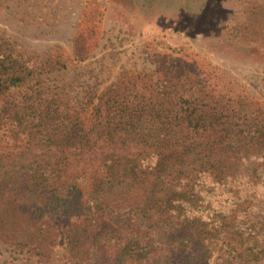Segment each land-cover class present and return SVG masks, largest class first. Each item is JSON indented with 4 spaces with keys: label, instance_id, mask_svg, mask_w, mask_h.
<instances>
[{
    "label": "trees",
    "instance_id": "16d2710c",
    "mask_svg": "<svg viewBox=\"0 0 264 264\" xmlns=\"http://www.w3.org/2000/svg\"><path fill=\"white\" fill-rule=\"evenodd\" d=\"M259 18L239 27L264 42ZM67 62L0 38V240L44 264H205L213 236L264 264V109L180 61L110 82L83 115L40 78Z\"/></svg>",
    "mask_w": 264,
    "mask_h": 264
},
{
    "label": "rangeland",
    "instance_id": "374dc122",
    "mask_svg": "<svg viewBox=\"0 0 264 264\" xmlns=\"http://www.w3.org/2000/svg\"><path fill=\"white\" fill-rule=\"evenodd\" d=\"M252 16L264 17V0H0V38L40 61L62 52L67 67L40 78L83 115L110 82L132 75L152 83L164 65L180 61L194 62L264 109V42L239 27ZM78 33L85 39L77 44L84 48L80 59L73 54ZM107 226L115 223L99 216L97 227ZM211 241L205 264L235 263L221 239ZM0 264L44 263L0 240ZM46 264H62L61 254Z\"/></svg>",
    "mask_w": 264,
    "mask_h": 264
}]
</instances>
